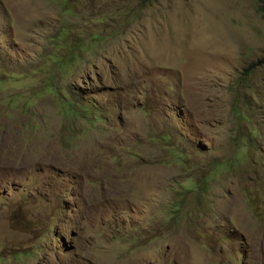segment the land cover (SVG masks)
I'll return each instance as SVG.
<instances>
[{
    "label": "rangeland",
    "instance_id": "374dc122",
    "mask_svg": "<svg viewBox=\"0 0 264 264\" xmlns=\"http://www.w3.org/2000/svg\"><path fill=\"white\" fill-rule=\"evenodd\" d=\"M0 264H264L259 0H0Z\"/></svg>",
    "mask_w": 264,
    "mask_h": 264
},
{
    "label": "trees",
    "instance_id": "16d2710c",
    "mask_svg": "<svg viewBox=\"0 0 264 264\" xmlns=\"http://www.w3.org/2000/svg\"><path fill=\"white\" fill-rule=\"evenodd\" d=\"M259 2L262 4V12L264 14V0H259Z\"/></svg>",
    "mask_w": 264,
    "mask_h": 264
}]
</instances>
